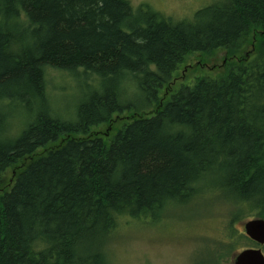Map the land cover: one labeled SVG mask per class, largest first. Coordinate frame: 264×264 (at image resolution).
I'll use <instances>...</instances> for the list:
<instances>
[{
    "label": "trees",
    "instance_id": "1",
    "mask_svg": "<svg viewBox=\"0 0 264 264\" xmlns=\"http://www.w3.org/2000/svg\"><path fill=\"white\" fill-rule=\"evenodd\" d=\"M144 7L0 0V264H107L119 219L219 188L264 218V0ZM217 52V74L178 79ZM48 68L98 80L73 120L52 112ZM228 228L227 251L256 245Z\"/></svg>",
    "mask_w": 264,
    "mask_h": 264
},
{
    "label": "rangeland",
    "instance_id": "2",
    "mask_svg": "<svg viewBox=\"0 0 264 264\" xmlns=\"http://www.w3.org/2000/svg\"><path fill=\"white\" fill-rule=\"evenodd\" d=\"M213 1L129 0L133 9L144 4V8L173 19H187L194 10ZM250 48L245 53L248 54ZM223 56L224 52H217L208 61L200 63L193 55L186 60L184 65L187 66L177 77L190 85L197 76L217 74L225 65ZM45 79L52 112L64 120L74 119L76 105L98 84L97 78L89 73L74 76L53 68L46 70ZM133 96L134 90L131 98ZM98 129L105 135L110 133L105 127ZM12 132L16 130L12 129ZM216 190L217 194L199 193L186 203H173L155 215L119 219L105 249L107 264H232L234 253L257 245L237 239L233 241V248L227 251L225 233L229 231L228 227L244 232L242 222L255 216L257 211L232 201L226 189ZM262 250L264 253V246Z\"/></svg>",
    "mask_w": 264,
    "mask_h": 264
},
{
    "label": "water",
    "instance_id": "3",
    "mask_svg": "<svg viewBox=\"0 0 264 264\" xmlns=\"http://www.w3.org/2000/svg\"><path fill=\"white\" fill-rule=\"evenodd\" d=\"M244 233L257 243L255 247H246L232 255V264H264V218H249L242 222Z\"/></svg>",
    "mask_w": 264,
    "mask_h": 264
}]
</instances>
